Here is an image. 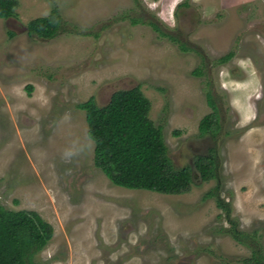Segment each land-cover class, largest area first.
Here are the masks:
<instances>
[{
  "label": "rangeland",
  "instance_id": "374dc122",
  "mask_svg": "<svg viewBox=\"0 0 264 264\" xmlns=\"http://www.w3.org/2000/svg\"><path fill=\"white\" fill-rule=\"evenodd\" d=\"M17 1L14 17H0V204L52 224L36 264H242L250 248L205 196L216 186L264 250V0ZM54 7L64 29L29 35L27 23ZM136 85L174 164L193 166L215 147L218 179L167 194L114 184L95 165V144L61 159L69 140L89 137L78 104L104 105ZM209 93L216 138L199 130Z\"/></svg>",
  "mask_w": 264,
  "mask_h": 264
},
{
  "label": "trees",
  "instance_id": "16d2710c",
  "mask_svg": "<svg viewBox=\"0 0 264 264\" xmlns=\"http://www.w3.org/2000/svg\"><path fill=\"white\" fill-rule=\"evenodd\" d=\"M17 6V0H0V17H14ZM134 22L149 24L160 34L169 36L154 20L136 19ZM26 27L29 35L44 39H52L64 29L57 7L47 16L30 20ZM232 55L233 52H230L218 61L226 62ZM196 72L200 73V70ZM208 102L213 112L202 118L199 130L201 135L211 134L216 138L221 130V121L210 93ZM78 106L86 112L87 133L95 144V165L114 184L129 189L181 194L190 189L196 177L202 181L219 178L215 147L210 148L207 155L197 156L193 166L174 164L163 128L150 118L151 102L139 85L115 91L104 105H99L91 97ZM218 190L219 186H216L205 196L216 198L218 207L230 224L226 232L251 250L249 256L238 259V262L264 264L259 233L239 228L238 221L232 217L230 203L220 197ZM53 235L52 224L37 211L15 210L0 204V264H36V254L47 246Z\"/></svg>",
  "mask_w": 264,
  "mask_h": 264
},
{
  "label": "clouds",
  "instance_id": "9594fccd",
  "mask_svg": "<svg viewBox=\"0 0 264 264\" xmlns=\"http://www.w3.org/2000/svg\"><path fill=\"white\" fill-rule=\"evenodd\" d=\"M94 145V140L89 136L83 141L79 138L71 139L61 150V159L64 161H70L79 153L91 149Z\"/></svg>",
  "mask_w": 264,
  "mask_h": 264
}]
</instances>
